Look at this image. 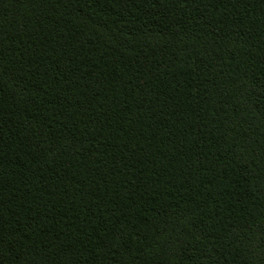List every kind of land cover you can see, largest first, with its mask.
Wrapping results in <instances>:
<instances>
[{
	"label": "trees",
	"instance_id": "16d2710c",
	"mask_svg": "<svg viewBox=\"0 0 264 264\" xmlns=\"http://www.w3.org/2000/svg\"><path fill=\"white\" fill-rule=\"evenodd\" d=\"M0 264H264V0H0Z\"/></svg>",
	"mask_w": 264,
	"mask_h": 264
}]
</instances>
